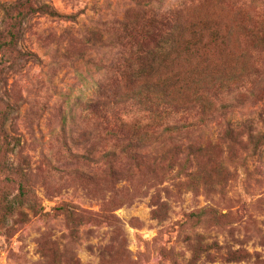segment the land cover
Returning <instances> with one entry per match:
<instances>
[{"label": "rangeland", "instance_id": "1", "mask_svg": "<svg viewBox=\"0 0 264 264\" xmlns=\"http://www.w3.org/2000/svg\"><path fill=\"white\" fill-rule=\"evenodd\" d=\"M140 1L0 0V264H264V144L255 151L245 143L236 166L224 152L236 174H220L206 194L167 181L156 187L147 173L81 177L91 171L79 157L80 119L99 87L107 88L117 56L108 47L110 23L131 16ZM40 3L57 15H30L28 7ZM148 3L177 13L181 24L217 28L222 42L208 64L249 81L221 95L225 118L203 128V145L215 143L227 121L264 132V0ZM162 202L169 206L156 220ZM112 204L119 208L110 213ZM68 207L98 217L77 224L63 214ZM202 208L225 216L215 226L189 222ZM102 211L112 219L100 218Z\"/></svg>", "mask_w": 264, "mask_h": 264}, {"label": "trees", "instance_id": "2", "mask_svg": "<svg viewBox=\"0 0 264 264\" xmlns=\"http://www.w3.org/2000/svg\"><path fill=\"white\" fill-rule=\"evenodd\" d=\"M148 1L136 4L131 16L110 23L108 47L117 56L107 67V88L102 91L99 87L95 100L87 104L90 113L80 119L79 146L84 154L79 157L90 163L91 171L81 177L88 175L85 178L99 182L124 173L131 178L147 173L156 187L167 181L177 191L188 186L194 193L206 194L213 191L220 174L230 178L236 174L235 168L230 172L223 164L224 152L227 162L236 166L237 151L245 143L255 151L264 144V132H257L247 122L232 121L226 122L215 143L201 142L203 128L218 117L225 118V109L218 107L221 95H231L249 81H238L208 64L216 56V44L222 42L217 28L204 21L181 24L177 13L160 12ZM28 13L57 15L47 3L28 7ZM25 16L27 12L22 14ZM206 32L211 42L204 39ZM9 34L12 39V32ZM96 37L98 42L101 32ZM5 45L9 48L10 44ZM4 119L0 104V121ZM212 161L214 168H208ZM173 171L176 174L171 177ZM112 205L110 213L119 208ZM168 206L157 203L152 217H163ZM62 210L77 224L92 216L77 208ZM102 212L100 218L112 219L109 212ZM224 216L202 208L188 216V221L204 226L211 221L215 226L216 217Z\"/></svg>", "mask_w": 264, "mask_h": 264}]
</instances>
